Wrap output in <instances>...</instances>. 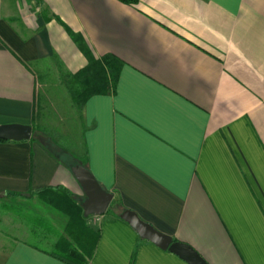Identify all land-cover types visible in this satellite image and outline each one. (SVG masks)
Masks as SVG:
<instances>
[{
    "label": "crops",
    "instance_id": "0c3cea01",
    "mask_svg": "<svg viewBox=\"0 0 264 264\" xmlns=\"http://www.w3.org/2000/svg\"><path fill=\"white\" fill-rule=\"evenodd\" d=\"M66 25L96 57L122 61L115 89L80 109L78 141L80 163L114 196L86 214L77 160L58 157L59 142L0 140V193L35 189L0 201L52 208L1 216L0 264H190L121 206L209 264H264V0H0V123L33 125L39 78L68 82L88 63Z\"/></svg>",
    "mask_w": 264,
    "mask_h": 264
},
{
    "label": "rangeland",
    "instance_id": "374dc122",
    "mask_svg": "<svg viewBox=\"0 0 264 264\" xmlns=\"http://www.w3.org/2000/svg\"><path fill=\"white\" fill-rule=\"evenodd\" d=\"M39 81L37 119L40 125L45 128L44 131H42V128L39 133L46 135L48 138L47 140L50 139L59 142V147L63 149V157L67 160L76 159L81 162L84 155L81 154L79 150L81 152L83 151V145L81 143L78 145V141L80 140V132L82 130V118L74 89L68 84L66 77L61 76V73L59 74L58 72L51 71L49 76L43 78L40 77ZM3 202L4 201H0V215L3 218V221L8 219L12 222H19V219L23 217L21 213H25V215L26 213L33 215L36 211L39 213H51L50 211H52L51 207L45 206H40L41 208L36 210L35 206H30V202L27 203L28 201L16 200L8 201L7 203H9L10 206H5V209H3L1 204ZM67 202L68 201L65 202L66 207H64L66 209H63L62 207L60 210L75 217V206L70 202ZM54 206L58 207L57 205ZM67 210H70V212ZM39 213H36L34 217L44 218ZM34 217H30V219H33ZM35 218L34 220H36ZM1 225L4 226V222H2ZM65 230L70 234L72 239L76 240L70 226L65 227ZM44 244L60 253H65V251L58 246L48 243Z\"/></svg>",
    "mask_w": 264,
    "mask_h": 264
},
{
    "label": "water",
    "instance_id": "95a60500",
    "mask_svg": "<svg viewBox=\"0 0 264 264\" xmlns=\"http://www.w3.org/2000/svg\"><path fill=\"white\" fill-rule=\"evenodd\" d=\"M32 134L33 125L30 123H0V138L19 141L31 138ZM71 169L86 193V198L83 201L85 213H104L114 194L98 181L86 165L77 163L72 165ZM120 216L130 222L142 237L176 252L190 264H209L193 245L182 240H174L172 236L160 231L152 223L143 219L135 210L126 208L120 213Z\"/></svg>",
    "mask_w": 264,
    "mask_h": 264
},
{
    "label": "trees",
    "instance_id": "16d2710c",
    "mask_svg": "<svg viewBox=\"0 0 264 264\" xmlns=\"http://www.w3.org/2000/svg\"><path fill=\"white\" fill-rule=\"evenodd\" d=\"M127 3H136L138 0H122ZM67 30L74 36L76 41L79 43L80 47L84 50L86 56L88 57V63L81 68L77 73H68V83L70 86L74 89L75 91V97L77 104L80 109H82L85 101L87 100L88 96L94 93H104V92H111L115 89L118 76H119V70L120 67L122 66V61L119 57H117L114 54L111 53H106L103 54L100 57H96L90 47H88L87 43L83 40L80 39L78 35L69 27L66 25ZM35 111L33 115V135L32 138H36L40 135L39 132L42 130V126L38 122L37 119V105L34 106ZM45 128H43L42 131H44ZM0 140H7L0 138ZM59 144V145H58ZM55 147L52 148L53 152L59 157H63V149L60 148V143H58ZM80 163L79 161L76 162ZM87 166V165H86ZM72 167V164H71ZM88 167V166H87ZM47 187H41L38 188L37 190H43ZM35 191V189H31L30 193ZM30 193H22V192H11V191H3L0 193V197L2 195H7V196H28ZM3 209L6 207H9L10 204L7 202L1 203ZM112 206H110L111 208ZM127 207L121 206L119 210V214L126 209ZM1 214V213H0ZM1 219V215H0ZM174 240H177L173 238ZM79 252L74 248L71 247L68 250V253L66 254L67 256L73 257L74 259H79ZM135 253V252H134ZM89 259H84V260H79L80 264H86ZM73 264H78L74 263Z\"/></svg>",
    "mask_w": 264,
    "mask_h": 264
}]
</instances>
